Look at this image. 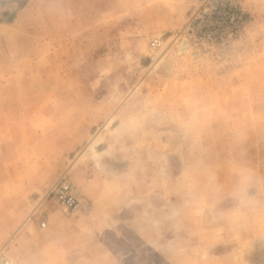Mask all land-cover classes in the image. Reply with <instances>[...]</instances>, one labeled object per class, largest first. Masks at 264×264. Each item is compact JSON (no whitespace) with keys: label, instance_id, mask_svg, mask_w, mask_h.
Masks as SVG:
<instances>
[{"label":"rangeland","instance_id":"obj_1","mask_svg":"<svg viewBox=\"0 0 264 264\" xmlns=\"http://www.w3.org/2000/svg\"><path fill=\"white\" fill-rule=\"evenodd\" d=\"M0 264H264V0H0Z\"/></svg>","mask_w":264,"mask_h":264},{"label":"built area","instance_id":"obj_2","mask_svg":"<svg viewBox=\"0 0 264 264\" xmlns=\"http://www.w3.org/2000/svg\"><path fill=\"white\" fill-rule=\"evenodd\" d=\"M158 41L159 40L157 39L154 45L156 44V42L158 43ZM50 193H53L54 196L59 200V202H61L68 208L75 209L80 204L73 185L67 178H65V176H61L54 182L51 187ZM41 225L45 227L46 222L42 221Z\"/></svg>","mask_w":264,"mask_h":264},{"label":"clouds","instance_id":"obj_3","mask_svg":"<svg viewBox=\"0 0 264 264\" xmlns=\"http://www.w3.org/2000/svg\"><path fill=\"white\" fill-rule=\"evenodd\" d=\"M258 201L254 198L248 197L246 191L241 193L240 205L236 209L237 215H244L246 213L254 212L258 206Z\"/></svg>","mask_w":264,"mask_h":264},{"label":"bare ground","instance_id":"obj_4","mask_svg":"<svg viewBox=\"0 0 264 264\" xmlns=\"http://www.w3.org/2000/svg\"><path fill=\"white\" fill-rule=\"evenodd\" d=\"M186 46V45H185ZM185 46H180V48H179V51H178V53L180 54V53H182V52H184L185 51V49H186V47ZM62 176V175H61ZM54 184V183H53Z\"/></svg>","mask_w":264,"mask_h":264}]
</instances>
